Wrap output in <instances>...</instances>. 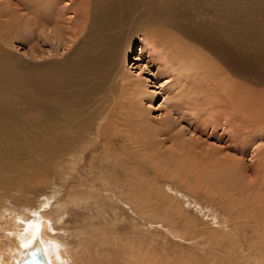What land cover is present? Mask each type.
<instances>
[{"label":"rangeland","instance_id":"374dc122","mask_svg":"<svg viewBox=\"0 0 264 264\" xmlns=\"http://www.w3.org/2000/svg\"><path fill=\"white\" fill-rule=\"evenodd\" d=\"M29 1L0 0L4 14L1 23L8 17L16 20L15 30L8 34L5 44L1 43L2 53L9 62L7 69L12 73V68L17 70L26 79L35 76L46 79L45 74L50 70H58V74L64 71L59 67L77 64L79 68L67 74L65 87L68 93L74 92V99L84 104L86 112L81 113V108L78 113L77 109L74 113L79 116L63 119L64 129H71L72 124L75 128L77 123L90 117L94 107L99 111L107 107L100 117H104L101 122L107 127L106 135L109 132L117 145H124L119 151L129 159L125 165L142 172L140 179L153 185L145 187L143 183L136 187L149 198L147 202L152 207L139 216L130 202L121 203L117 199L118 202H114L99 196L98 204H87L88 208L83 203L75 205L64 199L69 191L76 189L74 186L91 181L89 145L82 146L76 155L82 157L75 160V165L67 168L63 164L55 166L53 172L25 177L21 185L25 189L30 185L29 192L25 197L13 198L16 203L13 205L20 208L23 204L35 205L47 196L50 233L70 244L76 241L74 232L92 219L97 224H105L99 219L103 214L108 226L115 225L119 234H131L148 247L149 255L154 253L159 259L158 262L152 259L153 264H264V127L259 125H264V120L261 122L262 117L248 107L238 112L242 114L225 115L228 100L220 103L215 115L210 116L212 113H207L202 103L188 95V79L180 81L174 71L160 72L161 68L143 47L144 39L150 37L148 27L154 23H150L152 20L203 33L208 40L251 66L252 78L262 81L250 84L239 80V87L249 89L253 95L264 96V0H56L50 1L55 9L46 10L36 22ZM121 1L127 2L129 16L126 21L115 22L110 8L122 4ZM53 11L61 18L60 30L53 24ZM138 20L150 25L138 28ZM115 61L116 68H113ZM89 68L94 71L84 72ZM110 68L112 71L108 72ZM1 71L0 164L22 160L20 155L10 157L14 141L6 131L8 126L16 129L17 134L28 135L24 142L15 139L14 152H20L23 158L30 153L40 157L35 152L39 146L33 145L36 139L32 142L29 132L41 133L37 130L38 123L43 122L44 126L48 121L46 107L55 106L56 101L46 99L40 106H26L27 93L20 88L15 89L21 96L8 91L11 79ZM133 79L141 82L142 90L139 86V89L128 86ZM63 105H67V101ZM223 105L224 114L220 109ZM245 111L252 112L257 119ZM147 129L154 134L150 136L145 132ZM6 144H9L7 148ZM25 148L29 152H25ZM115 151L112 149L113 153ZM95 153L101 156L102 149ZM172 154H179L182 159L177 167L181 168L179 163L182 162L186 164L182 167L185 169L190 167L188 160L196 158H214L225 165L237 163V180L232 185L214 184L219 182H209L204 175L200 178L198 172H190L194 180L189 175H185L189 180L181 178L175 175L173 167L168 169L164 165ZM93 167L95 171L97 167L98 171H107L99 162ZM16 170L15 164L13 173ZM6 184H0V196L6 190L18 194L15 189L8 190ZM57 200L66 201V207L59 214L54 207ZM7 219L8 215L4 214L0 220V246L4 248L5 257L8 253ZM75 264L82 263L77 258Z\"/></svg>","mask_w":264,"mask_h":264},{"label":"bare ground","instance_id":"6f19581e","mask_svg":"<svg viewBox=\"0 0 264 264\" xmlns=\"http://www.w3.org/2000/svg\"><path fill=\"white\" fill-rule=\"evenodd\" d=\"M50 1L54 2L56 0H30L28 2V5L34 9L33 20L35 22L36 19L39 20L45 15L46 10L50 11L54 8L52 7L53 3L50 4ZM125 2L121 1L119 3L122 4L111 6V16L115 22H119L120 20L126 21L129 16L127 13V2ZM2 12L0 8V18L4 15ZM52 14L54 23L51 20L52 18L50 20L60 30L59 22L61 18L58 14H54V11ZM115 16L117 20H115ZM138 21L136 23L138 28L146 27L154 22L148 27L150 29V37L147 36L144 39L146 41L145 44L142 43L143 47L149 52V58L156 63L158 68H161L160 72L163 70L170 73L174 71L179 76L180 81L183 78L188 79L187 85L190 87L188 95L194 97L200 104L202 103L207 113H212L209 114L210 116L215 115L216 107L220 103L222 105L228 100L227 113L223 112L225 109L223 108L224 105L220 107L223 114L233 116L240 111L242 112L244 107H248V110L252 108V112L255 111L254 113L258 117H262H260L262 119L261 122L264 120V96L253 95L249 89H241L239 87V80L250 84L262 82L252 78V68L246 62L234 56V53L226 52L223 47L208 40L203 33H197L192 29L189 31L178 24L170 22L157 24L155 23L156 20H152L150 23ZM15 27L16 20L13 17H8L4 24L0 21V69L2 70L1 72L5 73L3 76L11 79L9 83L12 85L8 87V91L13 90L19 96L21 95L15 88H20L21 92L25 91L28 95L26 106H40L45 103L46 99L55 100L56 105H47L45 118L48 121L45 122L44 126H42L43 122H39L37 126V130L41 131V133L29 132L31 134L30 140L33 142L34 138L36 139L33 145L39 146V150L35 148V152L40 157H36V155L30 153L28 154L29 157L23 158L20 152H14L12 149L16 147L15 139H20L24 142L28 135L17 134L16 129L14 131L10 126L6 128L7 133L10 134L11 139L14 141L10 157L20 155L22 160L17 159L15 163L8 161L0 164V184L7 183L9 186L8 190L15 189L14 191L18 193L13 195L4 189L6 192L0 196V220L4 214L8 215V223H6L8 226L6 230L8 231V253L5 257L3 253L4 248L2 249L0 246V264H75L77 258L80 259L82 264H153L151 263L152 259L158 262V257L154 253L149 255L148 247H144L141 242L136 241L134 236L128 235V233L119 234L116 226L112 224L113 222L111 223L112 225L108 226L107 218L103 214L99 216V219L105 222V224H97V221L92 219L86 226L78 228L74 232L76 241L74 244H70L68 241L50 233L52 224L50 218L46 216V213L48 214L46 209L49 205V202L47 203L46 200L47 196H44L40 202L37 201L35 205L23 204L21 208L13 205L15 203L12 201L13 198L17 199L18 197L19 199V197H25L29 192L30 185L26 189L23 184L21 185L25 177L34 178V174L40 175V173L53 172L55 166H62L63 164L69 168L75 165V160L81 159L82 156L76 157V155L80 152L82 146L89 145L91 150L89 157L91 181L74 186L76 189L74 188L72 192L69 191L64 199L75 205H82L83 203L86 205V208H88L87 204H98L99 196H103L102 198L105 197L108 200L113 199L112 201L114 202H127V204L130 202L139 216L146 214L147 210L151 211L152 207L147 202L149 198L144 197V193L140 190H136V187H139L143 183H145V187L152 184L149 182L146 184L143 179H140L142 172L140 173L139 170L136 172L134 168L130 170L131 167L129 168V166L125 165V163L129 162V159L124 158L119 151L121 150L120 148H125L124 145H117L116 139L109 132L106 135L105 129L107 127L101 122L104 117H100L106 112L107 107L105 108L104 106L99 111L93 106L94 110L90 111V117L77 123L78 125L75 128H73L74 125L72 124L71 129H64L63 119L71 120L79 116L74 113L77 109L78 113L81 111V108H83L81 113L86 112L84 104L74 99V92L68 93L65 87L66 84L68 85L66 82L67 74L77 70L79 68L77 64L59 67V70L64 68V71L58 74V70L56 72L50 70L45 74L48 77L46 79H42L43 76L26 79L24 76L19 75L17 70L12 68V73L7 69L9 62L8 58L2 53L3 48L1 47V43L5 44L6 37L15 30ZM163 27L167 29L165 30ZM168 28L172 29L168 30ZM140 42H143V38L140 39ZM125 55L126 53H124V59ZM113 68H116V61ZM110 70L112 71L110 68L108 72ZM90 71L94 70L89 68L88 71L84 72L88 73ZM84 72L83 74H87ZM46 80L49 81L48 84ZM121 80L123 81L124 77ZM39 81H41L39 83L40 87L37 84ZM122 83L120 82V84ZM122 86L126 87L127 85L122 84ZM128 86H131V88L136 86L137 89L140 88L142 90L140 87L141 82L138 80H131ZM60 88H62L61 91ZM126 88L128 89V87ZM66 101L67 105H63ZM246 113L249 114L250 112L248 113L247 111ZM254 116L252 118L257 119ZM212 118L220 120L218 116H212ZM237 118L240 117L237 116ZM259 125L264 127V125ZM145 132L150 136L154 134L153 130L149 131L147 129ZM1 133L2 130H0ZM9 144H6V148ZM98 149H102L101 156H97L95 153ZM112 149L116 150L115 153L112 152ZM25 152H29V150L25 148ZM178 155L172 154L171 157L164 161V165H167V168L173 167L172 170L176 171L175 175L177 173L181 178L188 179L185 175H189L194 180L195 177L191 173L198 172V177L204 175V178H207L209 182H219H214V184L232 185L237 180V173H235L237 163L225 165L214 158L207 160L196 158L188 160L189 162L187 163L191 168L185 169L182 167L186 164L182 162L179 163L181 168L177 167V162L182 159ZM32 160L34 161L33 163H31ZM96 162H99L101 167L104 166L107 171L102 169L98 171L99 167L95 171L93 165ZM15 164L17 170L16 173H13V166ZM118 166H124V168ZM11 174L14 176L13 179L9 177ZM120 174L125 176H121ZM129 175H132V177H129ZM69 188L72 189V186ZM53 196H49V199ZM122 198L125 200H122ZM54 207L59 214V211H62L66 207V201L57 200ZM100 207L103 206L100 205ZM93 218L95 219V217ZM108 219L110 218L108 217Z\"/></svg>","mask_w":264,"mask_h":264}]
</instances>
